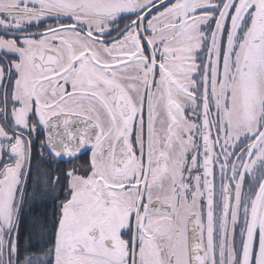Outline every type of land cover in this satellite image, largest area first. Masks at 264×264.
<instances>
[{
  "label": "snow or ice",
  "instance_id": "6c2138e0",
  "mask_svg": "<svg viewBox=\"0 0 264 264\" xmlns=\"http://www.w3.org/2000/svg\"><path fill=\"white\" fill-rule=\"evenodd\" d=\"M0 264H264V0H0Z\"/></svg>",
  "mask_w": 264,
  "mask_h": 264
}]
</instances>
